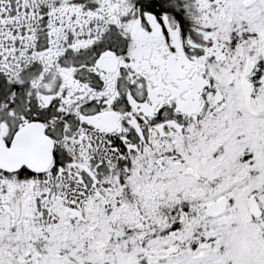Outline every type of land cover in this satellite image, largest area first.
<instances>
[{
    "label": "snow or ice",
    "instance_id": "snow-or-ice-1",
    "mask_svg": "<svg viewBox=\"0 0 264 264\" xmlns=\"http://www.w3.org/2000/svg\"><path fill=\"white\" fill-rule=\"evenodd\" d=\"M0 264H264V0H0Z\"/></svg>",
    "mask_w": 264,
    "mask_h": 264
}]
</instances>
